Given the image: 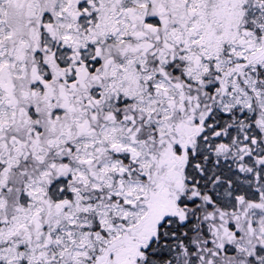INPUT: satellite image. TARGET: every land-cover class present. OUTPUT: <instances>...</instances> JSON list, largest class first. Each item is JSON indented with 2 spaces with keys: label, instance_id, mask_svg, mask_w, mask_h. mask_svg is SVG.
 Returning a JSON list of instances; mask_svg holds the SVG:
<instances>
[{
  "label": "snow or ice",
  "instance_id": "snow-or-ice-1",
  "mask_svg": "<svg viewBox=\"0 0 264 264\" xmlns=\"http://www.w3.org/2000/svg\"><path fill=\"white\" fill-rule=\"evenodd\" d=\"M0 264H264V0H0Z\"/></svg>",
  "mask_w": 264,
  "mask_h": 264
}]
</instances>
